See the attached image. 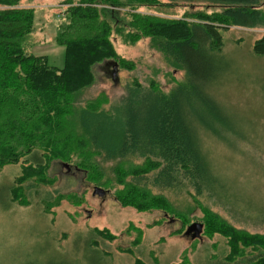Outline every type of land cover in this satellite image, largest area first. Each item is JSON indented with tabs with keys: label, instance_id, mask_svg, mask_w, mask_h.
<instances>
[{
	"label": "trees",
	"instance_id": "trees-1",
	"mask_svg": "<svg viewBox=\"0 0 264 264\" xmlns=\"http://www.w3.org/2000/svg\"><path fill=\"white\" fill-rule=\"evenodd\" d=\"M169 1L190 5L206 2L221 8L219 13L205 16L195 11L193 21L131 14L128 37L150 39L167 64L185 72V79L170 92H164L155 81L144 87L134 80L116 104L111 105L101 93L78 105L76 96L95 82L94 66L117 57L112 42L114 26L119 22L126 26L118 20L117 10L162 7L160 1H66L70 5L67 21L59 26L56 37L65 48L66 63L57 69L45 57L26 53L34 29V10L20 6V0H0V168L24 157L28 162L31 156V167L19 181L35 177L52 184L55 180H47L45 175L49 164L76 163L89 182L102 187L110 185V180L103 181L100 160L128 162L125 169L114 171L115 181L123 186L116 198L140 212L159 208L176 213L168 198L156 189H184L199 204L204 195L226 198L200 135L225 142V132L236 129L212 92L226 68L220 58L222 30L232 25H264V13L258 7L261 0ZM252 53L264 57V36L254 42ZM142 181L150 182L144 186ZM19 190L12 186L9 196L13 193L18 198ZM202 209L205 233L221 234L232 247L230 253H221L226 260L221 264H264L263 235L236 228L208 205ZM92 235L107 240L113 236L93 230L86 244L101 261L111 264L103 251L93 246ZM249 248L257 251L250 259Z\"/></svg>",
	"mask_w": 264,
	"mask_h": 264
},
{
	"label": "rangeland",
	"instance_id": "rangeland-1",
	"mask_svg": "<svg viewBox=\"0 0 264 264\" xmlns=\"http://www.w3.org/2000/svg\"><path fill=\"white\" fill-rule=\"evenodd\" d=\"M66 1L19 2L20 6L34 10V29L26 43V53L45 57L57 69H63L66 63L65 48L56 41L59 26L67 21L70 5ZM82 1L72 0L75 4ZM159 1L162 7L117 10L118 20L126 25L119 22L114 26L112 42L117 57L94 66L95 82L76 96L78 105H85L101 93L106 94L111 105L116 104L134 80L144 87L155 81L164 92H170L185 79V72L167 64L150 39L128 37L132 32L128 27L133 21L131 14L193 21L195 11L205 16L219 13L221 8L206 2L190 5ZM258 7L264 13V0ZM222 33L224 46L220 58L226 68L212 92L236 129L225 132V142L210 135L201 134L200 138L226 198L204 195L199 204L184 189H156L183 216L170 209L171 214L159 208L140 212L116 198L123 186L115 181V169H125L128 162L100 160L103 181L110 180V185L101 187L89 182L76 163L49 164L45 175L47 180H55L52 184L35 177L20 182L19 178L31 167V156L28 162L24 157L16 164L0 168V264H102L106 260L101 261L93 249L86 248L88 234H93V230L113 236L114 239L107 240L92 235L93 246L100 248L111 264H221L226 261L221 253L226 255L232 248L227 238L205 233V229L200 238L185 235L190 225L202 223L204 205L236 228L264 236V57L252 53L254 42L264 36V25H232ZM149 182L141 184L147 186ZM12 186L20 189L18 198L13 193L9 196ZM95 187L105 190L106 195H94ZM247 251L249 259L257 254L251 248ZM106 263L109 264H103Z\"/></svg>",
	"mask_w": 264,
	"mask_h": 264
},
{
	"label": "water",
	"instance_id": "water-1",
	"mask_svg": "<svg viewBox=\"0 0 264 264\" xmlns=\"http://www.w3.org/2000/svg\"><path fill=\"white\" fill-rule=\"evenodd\" d=\"M115 66L117 68V65ZM115 77H116V72L113 73V80H115ZM65 166H68V165H65ZM93 194L99 197H104L106 195V191L100 187H95ZM203 229H204V226L202 223H193L187 228L185 235L190 236L192 239L200 238L203 232Z\"/></svg>",
	"mask_w": 264,
	"mask_h": 264
}]
</instances>
